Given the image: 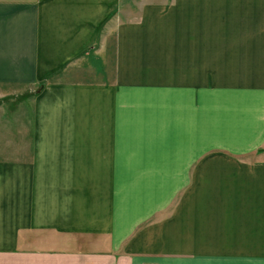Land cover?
Listing matches in <instances>:
<instances>
[{
  "label": "crops",
  "instance_id": "0c3cea01",
  "mask_svg": "<svg viewBox=\"0 0 264 264\" xmlns=\"http://www.w3.org/2000/svg\"><path fill=\"white\" fill-rule=\"evenodd\" d=\"M0 264H264V0H0Z\"/></svg>",
  "mask_w": 264,
  "mask_h": 264
}]
</instances>
